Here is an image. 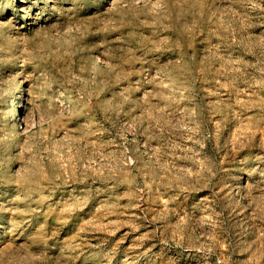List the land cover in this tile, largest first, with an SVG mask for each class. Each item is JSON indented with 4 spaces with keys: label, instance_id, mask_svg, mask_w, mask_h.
<instances>
[{
    "label": "rangeland",
    "instance_id": "374dc122",
    "mask_svg": "<svg viewBox=\"0 0 264 264\" xmlns=\"http://www.w3.org/2000/svg\"><path fill=\"white\" fill-rule=\"evenodd\" d=\"M0 264H264V0H0Z\"/></svg>",
    "mask_w": 264,
    "mask_h": 264
}]
</instances>
